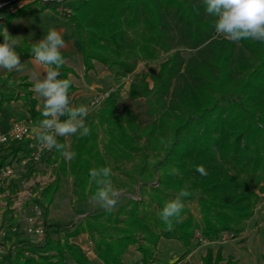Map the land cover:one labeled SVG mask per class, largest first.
Segmentation results:
<instances>
[{
  "label": "trees",
  "instance_id": "1",
  "mask_svg": "<svg viewBox=\"0 0 264 264\" xmlns=\"http://www.w3.org/2000/svg\"><path fill=\"white\" fill-rule=\"evenodd\" d=\"M19 1L16 10L0 23V33L17 14L35 11V7H28L30 3ZM29 2H37L38 10L50 8L66 19L79 42L86 70L97 60L119 79L133 72L140 60L152 61L164 55L155 72L141 71L128 82L131 98L145 97L149 120L144 126L131 116L129 107L118 108V88L110 90L85 122L91 128L90 136H70L69 145L65 137H58L75 157L69 160L55 149L49 151L46 160L53 164L54 177L34 188L31 200L47 211L66 176L71 177L77 200H92L98 185L90 180L89 170L109 167L108 158L118 170L110 177L117 186L126 185L123 174L139 182L156 173L158 185L142 180L139 198L129 197L125 205L111 212L102 208L88 213L74 226L47 221L43 235H17L14 246L8 245L0 255V264H99L69 240L81 230L92 234L95 255L102 264H150L161 237L182 242L183 256L190 252L197 231L209 240L223 232L242 231L254 213L259 192L264 190V43L232 42L217 34V17L206 12L203 0ZM59 4L68 9H59ZM18 42L15 51L19 56L34 57L31 50L39 41L23 38ZM185 49L190 50L188 55L183 53ZM61 54L65 57L66 52L61 50ZM70 71L64 64L60 78L71 80ZM13 72H0V104L23 96L30 116L42 118L43 103L37 106L33 88H29L34 82L25 80L27 75L23 74V80L14 83L25 88L23 93L24 89L11 87ZM74 89L72 82L69 95ZM3 148L16 154L26 146L22 142L0 146V166L6 157L1 154ZM123 163L131 164L123 169ZM197 165H203L207 175L197 172ZM172 168L179 174L171 175ZM27 169L29 176L34 167ZM6 186L10 192L17 190L14 179ZM6 186L0 184V192ZM185 186L190 195L183 198L179 223L174 222L168 231L159 213ZM191 200L197 203L198 216L188 206ZM10 202L8 198L2 220L17 226ZM140 234V258L124 260L122 254ZM234 263L221 246H207L200 261Z\"/></svg>",
  "mask_w": 264,
  "mask_h": 264
},
{
  "label": "rangeland",
  "instance_id": "2",
  "mask_svg": "<svg viewBox=\"0 0 264 264\" xmlns=\"http://www.w3.org/2000/svg\"><path fill=\"white\" fill-rule=\"evenodd\" d=\"M21 1L30 3L28 7H35V11L32 13L27 12L25 14H17L16 17H13L6 25L2 26V32L6 29L8 33L18 41L25 38L26 40L36 42L46 36L49 29H55L61 33L62 38L65 41V46L61 49L66 52L64 64L70 67L71 71L68 75L75 85V89L69 97L72 99V106L83 104L90 108L89 115L85 117V122L92 117L94 111L100 105L102 99L107 93L112 89L118 88V92L116 93L118 108L121 109L123 105L129 107L131 110V116L139 122L141 126H144L149 120V115L146 112L147 104L145 97L141 95L131 98L127 93L128 82L133 78L134 74L141 71L155 72L158 68L160 59H162L164 55H161L159 58L152 61L140 60L133 72H129L119 79L115 78L110 68L97 60H93V67L86 70L84 69V64L82 62L80 46H74L72 44V42L77 41V39L75 38L72 29L67 26L66 19L50 8L38 10L39 4L37 2H29V0ZM21 1L19 2L21 3ZM3 2H5V0H0V3ZM19 5L20 4L17 0H7L6 3L2 4L0 6V23L4 22L6 14L12 10H16ZM58 8L61 10L68 9L64 7L63 4H59ZM183 53L188 55L190 50L185 49L183 50ZM19 58L22 64V70H14L12 74L13 79L9 82L13 85L11 87H16V89L20 90L24 89V93L25 88H22L20 85H14L15 82L23 80V74L27 75V77L24 78L25 80L35 82L34 78L38 77L43 79L45 73H43V66L39 65L34 57L30 59L25 56H19ZM7 71L8 70L6 69L0 68V72H2L3 75H6ZM29 88H33V85L29 86ZM33 95L36 97L38 101L37 106L39 107L43 103V100L34 91V88ZM27 105L28 104L23 96L17 99L13 98L11 100L3 101L2 104H0V130H6L15 118H25L28 121H33V123L35 122L39 124L43 117L40 119L32 118ZM66 140L67 145H69L70 137H67ZM24 151L25 149L16 153L19 155L18 158H15L16 154L10 153L8 148H3V151L1 152V154L6 155L4 163L11 162L15 167V176L12 179L17 183V190L10 193L12 204L14 202L13 199L16 201L18 200V194L20 191L25 190L29 197V199L23 198L24 201L22 202V205L16 209L15 220L18 223L17 230L15 233L10 232L9 236H32L25 232V217L34 213L32 210L33 202L31 200V197L36 193L34 188L44 186L54 177L52 173L53 164H50L46 160L49 150L39 160L32 161V159H29L27 163L21 165L19 162L20 158L27 155L26 153L24 154ZM108 161L109 167L112 169L113 173H116L118 170L112 168L113 163H111L109 158ZM131 163H123L122 168L125 169L126 166ZM27 166L34 167V171H32L29 176L25 174L28 170ZM157 175V173L151 176L146 175V178H142L139 182H136L135 179L128 178V176L123 174L121 178L125 179L126 182V185L123 187H119L115 182H112L113 186L121 193L119 202L114 209L119 205H125L129 197L139 198L142 195V180L149 179L148 185H158ZM7 182L8 180L6 179L2 181L0 180V183L3 185L5 184V186ZM170 190L172 191V189ZM8 191L10 192V186H6L4 192H0V223L3 218L2 212L8 207V204L6 203L8 200ZM145 196L147 197V194H145ZM259 196L261 199V195ZM262 203L261 208H264ZM188 206L195 216L199 215L198 206L195 200L189 201ZM102 208V206L93 200H77L72 192L71 177L66 176L61 179L60 186L54 194L53 200L49 204L47 211L44 212V209L42 208V218L40 219V222L69 223L74 226L78 220L84 217V215L99 211ZM261 208L255 209L254 207V213L252 217L246 221L244 229L238 233L235 232L231 238H227L226 240L214 239L209 240L208 242H201L195 236L192 239L190 252L183 256H181V254L185 249V246L182 242L175 238H159L157 245L153 248V257L150 264H200L201 256L207 246H212L213 248L221 246L225 255H231L235 259L234 264H264L262 258V255L264 254V226L260 224L261 221L264 220V209L261 210ZM7 222L8 221L3 219V223ZM142 239V235L140 234L135 244L128 245L126 251L122 254L124 260L134 261L140 258L141 253L137 248V243L141 242ZM69 240L78 244L81 249H84L94 263L102 264L100 259L95 255L92 234L87 230H81L77 235L70 237ZM7 246L8 241L5 239V241L0 244V255L6 251Z\"/></svg>",
  "mask_w": 264,
  "mask_h": 264
},
{
  "label": "clouds",
  "instance_id": "3",
  "mask_svg": "<svg viewBox=\"0 0 264 264\" xmlns=\"http://www.w3.org/2000/svg\"><path fill=\"white\" fill-rule=\"evenodd\" d=\"M206 12L217 17L215 31L225 39L232 42L252 40L264 43V0H203ZM4 41L0 43V68L8 71L22 70L19 55L15 51L18 40L14 39L5 29ZM65 41L59 31L49 29L46 36L32 47L35 61L43 66V79L34 78V91L43 100L42 116L39 126L34 129L36 139L43 148L52 151L55 149L65 158L71 160L75 153L68 151V146L58 140V137L77 135L80 138L91 135V128L85 123L90 108L83 104L72 106L70 103L69 89L72 85L70 79L60 78V68L65 63L61 49ZM11 83V82H10ZM66 116V119L61 117ZM196 171L207 175L203 165H197ZM110 167L90 169V180L97 185V191L91 199L111 212L119 202L121 193L113 186ZM171 175H178L179 170L172 168ZM190 192L182 188L175 199L165 203L159 215L165 223L166 230L173 229L174 222L179 223L184 209L183 198Z\"/></svg>",
  "mask_w": 264,
  "mask_h": 264
},
{
  "label": "built area",
  "instance_id": "4",
  "mask_svg": "<svg viewBox=\"0 0 264 264\" xmlns=\"http://www.w3.org/2000/svg\"><path fill=\"white\" fill-rule=\"evenodd\" d=\"M38 126L39 124L35 122L33 123V121H28L25 118H15L6 130H0V146H6L11 143L24 142L23 144L26 146L24 154L26 153L27 155L20 158L19 162L21 163V165L27 163L29 159H32V161L39 160L46 154L48 149L43 148L40 142L35 137L34 129H36ZM18 156L19 155H16L15 158H18ZM14 176L15 167L13 163L5 162L0 166L1 181L4 179H12ZM10 193L12 192L8 191L7 194V197L11 199L9 206L10 208H12L13 214L16 215V209H18L22 205V202L24 201L23 198L29 199L28 193H26L25 190L20 191V193L18 194V200L16 201L15 199H13V204ZM259 195H261V199L255 205V209L261 208L262 202V204L264 205V190L259 192ZM263 209L264 208L262 207L261 210ZM32 210L34 211V213L25 217V232L31 234L34 237H38L40 235H43L45 231L44 223L40 222V219L42 218V207L37 203L33 202ZM1 221L2 222L0 223V244L3 243L6 239L8 241V245L11 244L13 247V243L16 240L17 235L9 236V234L10 232L15 233L17 230V226H10L8 222L3 223V220ZM260 224L264 226V220H262ZM233 234V232H223L216 239L226 240L227 238L233 237ZM196 237L201 242L209 241V239L203 237L198 231L196 232Z\"/></svg>",
  "mask_w": 264,
  "mask_h": 264
},
{
  "label": "crops",
  "instance_id": "5",
  "mask_svg": "<svg viewBox=\"0 0 264 264\" xmlns=\"http://www.w3.org/2000/svg\"><path fill=\"white\" fill-rule=\"evenodd\" d=\"M72 44H73L74 46H80L79 43H78L77 41L72 42ZM62 51H63V50H62ZM20 58H21V57H20ZM27 58L32 59V57H27ZM42 69H43V67H42Z\"/></svg>",
  "mask_w": 264,
  "mask_h": 264
},
{
  "label": "water",
  "instance_id": "6",
  "mask_svg": "<svg viewBox=\"0 0 264 264\" xmlns=\"http://www.w3.org/2000/svg\"><path fill=\"white\" fill-rule=\"evenodd\" d=\"M7 1H5V2H3V3H0V6L2 5V4H4V3H6Z\"/></svg>",
  "mask_w": 264,
  "mask_h": 264
}]
</instances>
